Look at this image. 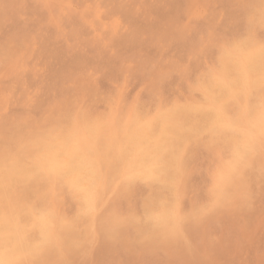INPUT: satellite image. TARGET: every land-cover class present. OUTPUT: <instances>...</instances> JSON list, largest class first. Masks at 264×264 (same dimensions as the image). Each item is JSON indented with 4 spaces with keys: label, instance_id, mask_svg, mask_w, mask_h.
<instances>
[{
    "label": "rangeland",
    "instance_id": "1",
    "mask_svg": "<svg viewBox=\"0 0 264 264\" xmlns=\"http://www.w3.org/2000/svg\"><path fill=\"white\" fill-rule=\"evenodd\" d=\"M0 1V11L1 9L3 10L0 12V135H2L0 136V150L2 151H0V155L7 152L5 149L6 144H12L13 149L11 153H27V155L29 154L28 156H30L35 150L34 142L38 139V137L40 138L43 137V135L46 136L53 133L54 135H56L57 133H63L69 130L72 131V129L79 124H88L91 126L94 125V127H96V131H92L93 134L91 133L88 136L89 141L96 145V152L100 156L103 154L101 157L104 159V161H108L110 156H105V148L115 138L119 137L121 135V132L123 133L125 131L127 123L130 121V119H133L135 117L147 119L149 118V116L151 117L155 115V113L162 109L174 105L183 104L181 103V100H184V104H190V102L192 103V101H194L193 103L199 104L205 103V99L203 96V86L206 83L205 80L208 81L209 77L220 70V68H222L223 66L222 64L226 63L224 61L226 52L237 44H250L251 41L262 43L264 41V22L261 21L262 18L260 17L262 11L261 0H216V2L215 0ZM82 10H84L83 13L85 15H88L84 16ZM258 15L260 17L259 19L257 18ZM246 16L249 19L246 18ZM247 22H251V27H249ZM257 24L259 26H257ZM134 26L137 28H134ZM256 26L258 27V29L256 28ZM242 29L244 30V32L242 31ZM247 30H249L250 33ZM247 33L248 35L246 36ZM260 38L262 41L259 40ZM12 42L14 45L11 44ZM219 62H221L222 64ZM74 73H76V75ZM90 76L91 80L94 83L89 80ZM82 82H84L83 84L85 87H87V85L89 86V88L93 87L92 92L88 87L84 88ZM87 82L90 83L87 84ZM92 84L96 85L97 88ZM195 87L197 88V90ZM191 89H194L192 90L193 93L190 91ZM89 92L91 96H87ZM187 96L188 98H190L188 99ZM192 96L196 100H193V98H191ZM76 98L77 100H75ZM91 98H93L94 100ZM106 98L108 99V101ZM66 99L68 100V104L70 105V107L67 104ZM163 99L165 105L162 102ZM165 99L169 100V104L166 105L167 102ZM86 100L87 102H85ZM120 100L122 102V105L119 102ZM135 100H137V102ZM76 102H79V104ZM89 103H91V105ZM123 103H126V105H124ZM146 103H148L149 105ZM151 103H154L153 105L156 104L158 106H155L154 108ZM232 105L235 104H231V106ZM73 107H76L75 109L77 111L74 110ZM233 107L234 106H232V108ZM90 108L91 112H88ZM155 110L156 112L153 113ZM45 112H47L48 114ZM63 112H66L67 115H65ZM89 113L91 114L87 115ZM61 115L63 117L65 116L64 120L66 121H63V117H61ZM78 115L79 117L77 119ZM100 115H102L103 117ZM87 117H89V120L87 119ZM71 118L72 120H70ZM67 119L68 124H66ZM81 119L83 120L81 121ZM105 120L108 122V124ZM61 121L63 122V124H61ZM50 123H53L52 126ZM116 123L117 125H120L117 127ZM39 125L41 126L36 129ZM42 125L45 127V129ZM67 126H70V128L68 127V129ZM62 127L65 130H63ZM122 128L124 129L122 130ZM32 130H34V132ZM26 133H28L29 135H26ZM37 134L40 136H38ZM211 134L212 133L209 131H203L198 134V136H196L199 139H196V137H192L193 139L189 138L190 140L187 139V142L190 143L191 147L187 145L189 143L186 142V146H184V148L187 150L188 148L189 150L192 149V151H194L195 153L188 150V156L187 150H183L184 152H186L185 154L184 152L182 153L183 156L181 155V162H183L181 163V165L183 167L181 166L179 175L177 177L178 188L176 189L177 195H175V200L179 217L184 221L187 218V221L189 220L188 222L185 221L188 226L185 224L184 232L186 235H182L183 239H180V241L179 239H175L177 241L172 240L173 238H170L166 235V229L156 226V224H154L153 222L152 223L154 225L149 221H146L144 224L143 222L145 216L143 219V215L145 213L146 207L152 204L153 193L150 191L153 190L149 186L147 187L146 183L143 184L142 180L125 179L123 175H121L122 172L119 171V169H116L115 167L113 168L108 164L105 166L102 165L101 173L103 174V182L101 186L96 189L98 199L95 207L90 211V217L81 218L78 215V211H80L81 207L80 205V207H77L79 201H76L78 199L74 195L72 196L73 193L68 189V187L65 186V184H61V179L58 180L57 178V180L55 179L51 181L50 179L47 180L44 177L45 179L43 178L44 180L40 181V183H36L34 181V183L30 184L32 190L31 188L28 189L26 191V196H37L38 198L34 197V199L32 196L30 197V199L35 203L37 202V199L39 200V197L40 199L43 198L45 201L52 200L51 203L55 208V215L53 218L54 224L56 222L58 225H60L61 220L63 221V223L67 221L65 224L66 235L62 239H60L57 244H54V246L44 248L45 251L44 249L38 251V258L43 259L44 257L45 259L43 260L50 261L51 264H61V262H63V264H264V146L262 144V146L259 148V151H256L255 155L253 153L254 158L251 156L252 159L249 161L250 163L248 162L245 165L247 168H243L242 166L243 169H240V174L238 176L243 179L241 181H245L247 183V180H250L249 183L246 184L245 182H241V178L238 177V181L234 183V185H236H232V189H229L230 192L226 191L225 193H223V195L219 194L218 196H215L214 174L218 172L216 169H220L224 161L226 162L227 159H229L230 149L227 144L224 143L219 136H217V134ZM199 136L202 137L203 140H201L202 138H200ZM204 136L207 138V140H205L206 138ZM26 137L28 138L24 139ZM29 137H31L34 141ZM93 138H95V140ZM28 139H30V142L28 141ZM23 140H27L26 143H21ZM208 140L215 144L212 146V143H210V141L208 142ZM203 142H205V144ZM192 144L194 146L196 145L197 147H194ZM23 146L26 147L23 148ZM28 146L30 147V150L28 149ZM31 147H33L34 150ZM214 147L217 148V150ZM16 148L18 151L15 150ZM197 148L199 149L197 150ZM25 149L28 150L26 151ZM101 151L104 153H102ZM219 151H221L224 155ZM258 153L261 156L257 155ZM27 155L26 158H24L25 160H28ZM220 159L222 163L221 165L218 164L220 163ZM189 160L190 163L193 162V165L188 163ZM184 162H186L188 165L185 163V166ZM260 163H262L263 165ZM185 167H187L188 169ZM103 168L106 169L103 170ZM261 168L262 170H260ZM246 170L248 171L244 173V171ZM214 171H216V173H214ZM250 171L252 173L254 172L253 175L252 173H250ZM190 172L192 174H189ZM249 173L251 174V176H247L250 175ZM257 174L260 176L261 180H259L260 178ZM241 175H244L245 177H242ZM212 177H214V181L212 180ZM249 177H251V179H248ZM184 181H187L186 185ZM46 182H48V184ZM50 182L52 184H50ZM240 183H243L244 185L241 186ZM259 183L260 185H258ZM211 185L213 188L209 190ZM246 185L248 187H245ZM251 185H255L256 189H252L253 186ZM236 186L241 187H237L236 191H234ZM35 188L39 190L42 188L43 189L40 190V193V191L36 190ZM243 189L245 191H249V194L248 192H244ZM44 190H47L48 192H45ZM30 191L32 192V194ZM234 192L236 195L234 194ZM242 192L246 194H244L246 197H244ZM37 193H39V195H36ZM43 193L46 197L48 195L47 199H45L46 197H44ZM66 193L68 194L66 195ZM41 194L43 196H40ZM149 194L152 196H150ZM221 195L222 197L224 195L226 196H224L225 198L221 199ZM61 196L65 197L62 199ZM209 197L214 198L215 201H213L214 199L211 200L212 198L210 199ZM73 198H75V200ZM242 198L243 200L247 198L246 200L248 201L250 199L251 202L248 203V201H241ZM209 199L211 200V202L209 201ZM220 199L222 201H219ZM235 199L238 200L236 201ZM228 200L231 202L234 200L232 202L234 204H232L231 202L229 203ZM135 201L139 203H136ZM223 201H225V203ZM239 201L241 202L239 203ZM189 202H192L191 204L193 205L189 204ZM205 203H208V205L206 206ZM227 203L229 204L227 205ZM245 203H247V205ZM63 204L66 208H63ZM71 204L74 208L69 206ZM212 204L215 206L214 208ZM230 204H232V206H234L236 210L235 208L230 209L229 207H232L229 206ZM235 204H240L242 208H240L239 205L236 206ZM183 205L185 207H182ZM180 206L182 207L181 209H179ZM189 206H191L190 209ZM198 206V210L195 209ZM219 206L221 207V209ZM222 206H227L228 209ZM137 208H140L139 211H137ZM185 208L186 210H184ZM214 209H216V211ZM71 210L75 213L73 212L72 214ZM208 210L210 212H213L214 214L210 213ZM140 211L142 214L140 213ZM201 211L205 212L202 213ZM61 212L62 215H59L61 214ZM207 212H209V214ZM112 213L114 214L112 215ZM190 214L196 215H194L193 218L190 217L192 216ZM236 214L238 216H236ZM202 215L204 218L202 217ZM102 216L103 220L101 218ZM76 217H79L78 219L80 221H78V219L76 221ZM90 218L94 221V223L91 222ZM99 218L101 219L98 220ZM134 218L136 220V223ZM136 218H139L140 220H137ZM141 219H143V222L141 221ZM71 220L72 222H70ZM243 220L244 223L242 222ZM118 221L119 224H117ZM137 221H139L138 224ZM191 221L194 223H192ZM247 221L249 224L247 223ZM141 222L142 224H140ZM79 223H82V225L79 226ZM147 223L148 225H146ZM94 224L95 229L93 227ZM199 224H201L202 226ZM252 224H254V226H252ZM257 224L259 227L257 226ZM139 225H141V229L139 228ZM242 225L244 227H242ZM90 226L92 227V229H90ZM248 226L249 228H247ZM80 227L81 230H78L80 229ZM96 227H98V229ZM85 228L87 230H85ZM150 228H152L153 231H151ZM129 229L132 231H130ZM138 230H141L140 232L142 234H140ZM126 231L129 233V235H127ZM156 231H158L157 234ZM88 232L90 233L88 234ZM208 232H210L208 235L209 239H207L208 237L206 236ZM77 233L78 235H80V239H77L79 238L78 235H76ZM84 233H86V235ZM81 234L83 237L81 236ZM191 234H193V236ZM142 235L146 236V239H143ZM148 235H150L151 237ZM158 235L160 236V238L158 237ZM187 235L190 236L188 237ZM72 236H74V239H72ZM147 236L150 238L148 239ZM204 237H206V239ZM125 238H128L127 241ZM135 238H138V241ZM153 240H156L158 244ZM91 241L93 244L91 243ZM107 241H110V244ZM113 241L114 243H112ZM148 241H151L150 244ZM160 241L163 242H161L160 244ZM143 242L146 245H144ZM178 242L180 243V245ZM197 242H200L201 245ZM221 242L222 246L220 245ZM65 244L67 245L65 246ZM142 244L143 247L141 248ZM151 244L154 246H152ZM171 244L174 245L171 246ZM56 245L59 247H57ZM155 245L157 246V248ZM175 246L177 249L174 248ZM115 247L118 250L114 249ZM135 247L138 248L136 249ZM172 248H174L173 251ZM181 248L183 250H180ZM51 249H53V251H49ZM42 251H44L45 253ZM40 254L41 256H39ZM35 255L37 257V253ZM35 255L26 258L25 260H30V258L32 259L33 257L36 258ZM45 256H47L48 259H46Z\"/></svg>",
    "mask_w": 264,
    "mask_h": 264
},
{
    "label": "bare ground",
    "instance_id": "2",
    "mask_svg": "<svg viewBox=\"0 0 264 264\" xmlns=\"http://www.w3.org/2000/svg\"><path fill=\"white\" fill-rule=\"evenodd\" d=\"M127 1V0H126ZM244 1V0H242ZM255 1V0H254ZM260 1V0H259ZM258 1V2H259ZM1 2V1H0ZM4 2V1H3ZM189 2V1H188ZM216 2V0H215ZM187 3V2H186ZM190 3V2H189ZM211 3V2H210ZM251 3V2H250ZM260 3V2H259ZM258 4V3H257ZM189 5V4H188ZM245 5V4H244ZM255 5V4H254ZM2 6V5H1ZM187 6V5H186ZM253 6V5H252ZM9 7V6H8ZM189 7V6H188ZM261 7V6H260ZM5 8V7H3ZM7 9V8H6ZM252 9V7H251ZM254 9V8H253ZM256 9V8H255ZM5 10V9H4ZM85 10V9H84ZM82 10V13L83 11ZM1 11H3L1 9ZM0 11V12H1ZM252 11V10H251ZM258 11V10H257ZM255 12V11H254ZM87 13V12H85ZM253 13V12H252ZM251 13V14H252ZM84 14V13H83ZM258 14V13H257ZM88 15V14H86ZM84 14V16H86ZM260 15V13H259ZM258 15V19L261 17H259ZM256 16V15H255ZM89 17V16H88ZM252 17V16H251ZM246 18H248L246 16ZM244 18V19H246ZM254 18V17H253ZM262 18V17H261ZM249 19V18H248ZM247 19V20H248ZM257 20V19H256ZM246 21V20H245ZM251 21V19H250ZM255 21V20H254ZM262 21V20H261ZM249 22V21H248ZM247 22V23H248ZM245 23V22H244ZM246 23V24H247ZM249 25V23H248ZM255 26V25H254ZM257 26H259L257 24ZM256 26V28L258 29V27ZM134 28H137L134 26ZM133 28V29H134ZM138 30V29H137ZM132 31V30H131ZM130 31V32H131ZM135 31V30H133ZM242 31L244 32V30L242 29ZM246 31V30H245ZM249 33L250 31L247 30ZM258 31V30H257ZM263 31V30H262ZM132 33V32H131ZM136 33V32H135ZM134 33V34H135ZM255 33V32H254ZM264 33V32H263ZM245 34V33H243ZM252 34V32H251ZM256 34V33H255ZM262 34V32H261ZM130 35V34H129ZM248 35V33L246 34V36ZM257 35V34H256ZM133 36V35H132ZM131 36V37H132ZM253 36V35H252ZM258 36V35H257ZM234 37V36H233ZM244 37V36H243ZM256 37V36H255ZM120 38V37H119ZM118 38V39H119ZM134 38V37H133ZM131 38V39H133ZM240 38V37H239ZM259 38V37H258ZM117 39V38H116ZM246 39V38H244ZM243 39V40H244ZM254 39V38H253ZM251 40V39H250ZM261 40V38L259 39ZM264 40V39H263ZM124 41V40H123ZM234 41V40H233ZM240 41V40H239ZM262 41V40H261ZM260 41V42H261ZM120 42V40H119ZM132 42V41H131ZM229 42V41H228ZM264 42V41H263ZM258 43V42H250V44H237L234 47H232L231 49H229L226 52V56L224 57V61L226 62L225 64H222V68H220V70H218L217 72H215L214 74H212L208 81H206L205 85L203 86V96L205 99V103L203 104H199V103H193L194 101H192V103L190 102V104H184V100H180L182 101L180 105H173L174 106H170L162 109L160 111H158L157 113L156 110L153 112L155 113V115L153 116H149V118L147 119H141L138 117H135L133 119H130V121L127 123V127L125 128V131L122 133L121 135L119 133V137L115 138L106 148H105V156L110 158L108 159V161H104V159L96 152V145L92 142L89 141L88 136L92 133V131H96V127L88 125V124H82V125H77L76 127H74L72 129V131H65L63 133H57L56 130V135L50 134V135H46L43 137H38V139L34 142V149L33 147H31L34 152L32 155L28 156L27 153H11L9 154L8 152H5L3 154L0 155V251H3V248L5 246V244H7L8 247H11L13 249L14 252V258H19L22 260H25L26 258L32 257L34 256L36 253L38 255V251H40L41 249L47 248L49 246H54V244H57L60 239H62L65 235H66V222L63 223V221L61 220L60 225H58L56 222L54 224L53 218L55 215V208L53 206V204L51 203V201H45L43 198L39 200L37 199V196H32V192H31V196L33 197H37L35 199H37V202L35 203L33 200L30 199L31 196L27 197V190L31 188V183H34V181L36 183H40V181L44 180L45 178L47 180H58L61 179L62 183L61 184H65L66 187H68V189L73 193L72 196L74 195L78 200H76L77 202L79 201V204L77 205V207H80V211H78V215L82 218V217H90V211L95 207L96 203H97V190L102 182H103V174L101 173V169H102V165H111L113 168L115 167L116 169H119V171H121V175H123V177L127 180H133V179H139L143 181V184L146 183L147 187L149 186L153 191H150L153 193V200H152V204H150L149 206L146 207L145 209V213L143 215V219L144 222L142 221L143 219H141V221L145 224L146 221L149 222H153L152 221V217L155 215H160L162 218L167 219L169 214L174 212L176 214L177 217H179L178 211H177V206H176V200H175V195H177L176 193V189L177 187V177L179 175L180 169H181V155L184 152L183 150H187L184 148V146H186V142L187 139L192 138V137H196L198 136V134H200L203 131H209L212 134H217V136L220 137V139L227 144V146L230 149V156L229 159H227V161L222 164L221 163V159H220V163L218 164H222L221 168H215L218 172L216 173V171H214L215 175V189H214V195L218 196L219 194L225 193L226 191L230 192V188L232 185H234V183L236 181H238V176L240 173V169L244 167H246L245 165L252 159L253 153L254 155L256 154V151H259V148L262 146L260 137H259V128H255L254 130H250L249 129V118L247 115V109L249 106V103L251 102V104L256 108V111L254 113L253 116V120L258 119L259 116V104L261 103L262 98H264V91L261 90V76L262 74H264V58H262L261 56V50L262 48H264V43ZM12 45L13 42L11 43ZM10 44V45H11ZM7 46V45H6ZM13 48V47H10ZM11 50V49H10ZM215 57V56H214ZM78 58V57H77ZM83 58V56H82ZM216 58V57H215ZM85 60V59H84ZM221 61V60H219ZM222 61V62H224ZM82 62V61H80ZM210 63V62H209ZM212 63H216V62H212ZM218 63V62H217ZM76 65V64H75ZM209 65V64H208ZM251 66L253 71L251 74H248L246 72H243L242 69H245L247 66ZM218 66V65H217ZM216 66V67H217ZM221 66V65H219ZM78 67V66H77ZM212 67V66H211ZM214 67V66H213ZM215 67V68H216ZM74 68V67H73ZM77 69V68H76ZM208 69V68H207ZM217 69V68H216ZM213 71V70H212ZM77 73V72H76ZM76 73H74L76 75ZM209 73V72H207ZM206 73V74H207ZM87 74V73H85ZM83 75V74H82ZM89 75V73H88ZM91 75V74H90ZM94 75V74H92ZM205 75V74H204ZM74 76V75H73ZM201 76V75H200ZM77 77V76H76ZM206 77V76H205ZM89 78V77H88ZM87 78V79H88ZM96 78V77H95ZM76 79V78H75ZM78 79V78H77ZM80 79V78H79ZM205 79V78H203ZM83 80V79H81ZM89 80H91V76L89 78ZM73 81V80H72ZM88 81V80H87ZM92 81V80H91ZM70 82V81H69ZM93 82V81H92ZM97 82V81H96ZM195 82V81H194ZM84 82H82L83 84ZM90 83V82H89ZM87 82V84H89ZM94 83V82H93ZM79 84V83H78ZM77 84V87H78ZM97 84V83H96ZM93 85V84H92ZM198 85V84H197ZM203 85V84H202ZM201 85V86H202ZM84 86V84H83ZM82 86V87H83ZM96 87V85H93ZM190 86V85H188ZM81 87V84H80ZM87 87L89 88V86L87 85ZM84 86V88H87ZM94 87V89H95ZM197 87V86H196ZM195 87V88H196ZM76 88V87H75ZM97 88V87H96ZM193 88V86H192ZM80 89V88H78ZM82 89V88H81ZM92 92V88H89ZM72 90V89H71ZM76 90V89H74ZM88 90V89H85ZM194 89H191L190 91L193 93ZM197 90V88H196ZM195 90V91H196ZM73 91V90H72ZM83 91V90H82ZM97 91V90H96ZM95 91V93H96ZM77 92V91H76ZM200 92V90H199ZM86 93V92H85ZM84 93V94H85ZM94 93V94H95ZM81 94V93H80ZM87 94V93H86ZM85 94V95H86ZM202 94V93H200ZM199 94V95H200ZM90 95V92L87 96ZM197 95V94H196ZM67 96V95H66ZM65 96V97H66ZM73 96V95H72ZM75 96V95H74ZM78 96V95H77ZM91 96V95H90ZM94 96V95H93ZM96 96V95H95ZM186 96V95H185ZM195 96V95H194ZM201 96V97H203ZM71 97V96H70ZM84 97V96H83ZM160 97V96H159ZM67 98V97H66ZM69 98V97H68ZM85 98V97H84ZM123 98V97H122ZM156 98V97H155ZM188 98V96H187ZM190 98V97H189ZM188 98V99H189ZM193 98V100H196L193 96L191 97ZM197 98V97H196ZM62 99V97H61ZM73 99V98H72ZM71 99V100H72ZM87 99V98H86ZM93 99V98H91ZM107 99V98H106ZM160 99V98H159ZM175 99V98H173ZM179 99V98H178ZM67 100V99H66ZM77 100V98L75 99ZM89 100V99H88ZM94 100V99H93ZM105 100V99H104ZM124 100V99H123ZM138 100V99H137ZM137 100H135L137 102ZM155 100V99H154ZM166 100V99H165ZM198 100V99H197ZM74 101V100H73ZM108 101V99H107ZM164 101V99L162 100V102ZM168 99L166 100V105L169 104L168 103ZM175 101V100H174ZM173 101V102H174ZM189 101V100H186ZM191 101V100H190ZM204 101V100H203ZM71 102V101H70ZM87 102V100L85 101ZM89 102V101H88ZM110 102V100H109ZM120 104L122 105L121 100L119 101ZM140 102V101H139ZM161 102V101H160ZM179 102V101H178ZM197 102V101H196ZM199 102V101H198ZM79 104V102H76ZM93 103V102H92ZM134 103V102H133ZM144 103V102H143ZM201 103V102H200ZM67 104H68V100H67ZM74 104V103H73ZM84 104V103H83ZM91 105V103H89ZM118 104V102H117ZM124 104V103H123ZM148 104V103H146ZM152 106L157 107L158 105H153L154 103H151ZM150 104V105H151ZM162 104V103H161ZM164 104V102H163ZM178 104V103H177ZM231 104H235L232 105L234 106L232 108ZM66 105V102H65ZM69 105V104H68ZM75 105V104H74ZM110 105V104H109ZM126 105V103L124 104ZM131 105V104H129ZM128 105V106H129ZM134 105V104H133ZM149 105V104H148ZM165 105V104H164ZM171 105V102H170ZM127 106V107H128ZM160 106V105H159ZM70 107V105H69ZM78 107V105H77ZM90 107V106H89ZM92 107V106H91ZM123 107V106H122ZM130 107V106H129ZM133 107V106H132ZM76 108V107H75ZM74 107L73 109L76 110ZM82 108V107H81ZM96 108V107H95ZM152 108V109H154ZM159 108V107H158ZM78 109V108H77ZM88 109V108H87ZM86 109V110H87ZM113 109V108H112ZM118 109V107H117ZM127 109V108H126ZM129 109V108H128ZM233 109V110H232ZM62 110V109H61ZM67 110V108H66ZM69 110V109H68ZM72 110V107H71ZM70 110V111H71ZM91 108L89 109L88 112L90 111ZM97 110V109H96ZM144 110V109H143ZM77 111V110H76ZM75 111V112H76ZM80 111V110H79ZM119 111V110H118ZM125 111V110H124ZM67 112V111H66ZM66 112L64 113L65 115ZM84 112V111H83ZM116 112V111H114ZM139 112V111H138ZM47 113V112H45ZM72 113V112H71ZM74 113V111H73ZM72 113V114H73ZM82 113V112H81ZM87 113V112H86ZM94 113V112H93ZM99 113V111H98ZM97 113V114H98ZM106 113V112H104ZM130 113V112H129ZM134 113V112H133ZM145 113V112H144ZM48 114V113H47ZM46 114V115H47ZM69 114V113H68ZM91 113L87 114L90 115ZM101 114V113H100ZM151 114V113H150ZM149 114V115H150ZM71 115V114H70ZM81 115V114H80ZM84 115V114H82ZM86 115V116H87ZM95 115V114H94ZM105 115V114H103ZM113 115V114H112ZM126 115V114H125ZM44 116V115H43ZM96 116V115H95ZM94 116V117H95ZM102 116V115H100ZM116 116V115H114ZM122 116V115H121ZM35 117V116H33ZM61 117H63L61 115ZM65 117V116H64ZM63 117V121L64 120ZM69 117V116H68ZM79 115L77 116L78 119ZM85 117V116H84ZM103 117V116H102ZM59 118V117H58ZM67 118V117H66ZM81 118V117H80ZM83 118V117H82ZM89 117H87L88 119ZM91 118V117H90ZM93 118V117H92ZM110 118V116H109ZM123 118V117H122ZM126 118V117H124ZM14 119V118H13ZM38 119V118H37ZM43 119V117H42ZM53 119V118H52ZM84 119V118H83ZM81 119V121L83 120ZM94 119V118H93ZM100 119V118H99ZM72 120V118L70 119ZM89 120V119H88ZM92 120V119H91ZM118 120V119H116ZM120 120V119H119ZM14 121V120H13ZM23 121V120H22ZM36 121V120H35ZM76 121V120H74ZM79 121V120H78ZM77 121V122H78ZM85 121V120H84ZM95 121V120H94ZM106 121V120H105ZM109 121V120H108ZM122 121V120H121ZM62 122V121H61ZM89 122V121H88ZM92 122V121H91ZM96 122V121H95ZM104 122V121H103ZM102 122V125H103ZM107 122V121H106ZM36 123V122H35ZM85 123V122H84ZM93 123V122H92ZM122 123V122H121ZM41 124V123H40ZM51 124V123H50ZM53 124V123H52ZM51 124V126H52ZM56 124V123H55ZM63 124V122L61 123ZM68 124V119H67V123ZM74 124V123H73ZM108 124V122H107ZM46 125V124H45ZM117 125V123H116ZM120 125V124H119ZM117 125V127L119 126ZM126 125V124H124ZM41 125L37 126L36 129H38V127H40ZM43 126V125H42ZM60 126V125H59ZM66 126V125H65ZM123 126V125H122ZM8 127V126H7ZM11 127V126H10ZM44 127V126H43ZM42 127V129H43ZM58 127V126H57ZM70 128V126H67V128ZM106 127V125H105ZM121 127V126H120ZM32 128V127H31ZM63 128V127H62ZM66 128V129H67ZM68 128V129H69ZM72 128V127H71ZM10 129V128H8ZM41 129V128H40ZM39 129V131H40ZM45 129V127H44ZM105 129V128H104ZM107 129V128H106ZM120 129V128H119ZM124 128H122L123 130ZM29 130V128H28ZM50 130V129H48ZM60 130V128H59ZM63 130H65L63 128ZM113 130V128H112ZM34 132V130H32ZM38 131V130H37ZM42 131V130H41ZM46 131V130H45ZM54 131V130H53ZM105 131V130H104ZM119 131V130H118ZM117 131V134H118ZM7 132V131H6ZM31 132V131H29ZM28 132V133H29ZM115 132V130H114ZM113 132V133H114ZM251 132V136L254 138H249V133ZM28 133H26V135H29ZM38 133V132H37ZM106 133V132H105ZM111 133V134H113ZM2 134V133H1ZM34 134V133H33ZM40 134V133H39ZM93 134V133H92ZM116 134V133H115ZM210 134V133H209ZM211 134V135H212ZM38 135V134H37ZM203 135V134H202ZM2 136V135H0ZM5 136V135H4ZM32 136V135H31ZM36 136V135H35ZM40 136V135H38ZM115 136V135H114ZM34 137V136H33ZM37 137V136H36ZM35 137V138H36ZM109 137V136H108ZM200 137V136H199ZM205 137V136H204ZM28 137L24 138L27 139ZM31 138V137H29ZM198 137H196L197 139ZM202 138V137H200ZM206 138V137H205ZM215 138V137H214ZM217 138V137H216ZM246 138H249V150L247 152L246 157L241 161L238 159L237 156V151H238V147L242 146L245 143ZM21 139V138H20ZM19 139V140H20ZM32 139V138H31ZM95 140V138H93ZM112 139V138H111ZM193 139V138H192ZM191 139V140H192ZM194 139V140H196ZM199 139V138H198ZM209 139V137H208ZM218 139V138H217ZM30 139H28L29 141ZM33 140V139H32ZM31 140V141H32ZM108 140V139H107ZM190 140V139H189ZM203 140V138L201 139ZM207 140V138L205 139ZM25 141V142H24ZM27 140H23L21 143H26ZM34 141V140H33ZM111 141V140H110ZM200 141V140H199ZM210 140H208L209 142ZM213 141V139H212ZM1 142V141H0ZM30 142V141H29ZM28 142V143H29ZM104 142V141H103ZM196 142V141H195ZM194 142V143H195ZM201 142V141H200ZM19 143V142H18ZM27 143V144H28ZM107 143V142H106ZM189 143V142H187ZM205 144V142H203ZM210 143H212L210 141ZM221 143V142H220ZM26 144V146H27ZM196 144V143H195ZM199 144V143H198ZM207 144V143H206ZM215 144V143H214ZM212 143V146L214 145ZM4 145V144H3ZM23 145V144H20ZM30 145V144H29ZM190 146V143L187 144ZM193 145V144H192ZM219 145V144H217ZM216 145V146H217ZM223 145V144H222ZM16 146V144H15ZM25 146V147H26ZM31 146V145H30ZM100 146V145H99ZM103 146V145H101ZM194 146V145H193ZM196 146V145H195ZM194 146V147H195ZM203 146V145H202ZM207 146V145H206ZM211 146V147H212ZM264 146V144H263ZM23 146V148H25ZM105 147V146H104ZM191 147V146H190ZM197 147V146H196ZM201 147V146H200ZM20 148V147H19ZM188 148V147H187ZM204 148V147H203ZM215 148V147H214ZM213 148V150H214ZM220 148V147H218ZM225 148V147H224ZM223 148V149H224ZM21 149V148H20ZM28 149L30 150V147L28 146ZM27 149V150H28ZM31 149V152H32ZM101 149V148H100ZM99 149V150H100ZM191 149V148H190ZM196 149V148H195ZM199 148H197L198 150ZM201 149V148H200ZM212 149V148H211ZM217 150V148H215ZM16 151L17 148L15 149ZM24 150V149H23ZM26 150V149H25ZM26 150V151H27ZM189 150V148H188ZM187 150V155L189 154ZM221 150V149H220ZM264 150V149H263ZM1 151V150H0ZM22 151V150H21ZM191 152H194L191 150H189ZM207 151V150H206ZM2 152V151H1ZM24 152V151H23ZM30 152V151H29ZM99 152V151H98ZM186 152V151H185ZM184 152V154H185ZM190 152V154H191ZM209 152V150H208ZM221 152V151H219ZM218 152V153H219ZM263 152V151H262ZM195 153V152H194ZM217 153V152H216ZM222 153V152H221ZM225 153V152H224ZM101 154V153H100ZM223 154V153H222ZM26 155L28 156L27 159L25 160L24 158H26ZM186 155V156H187ZM194 155V154H193ZM196 155V154H195ZM217 155V154H216ZM215 155V156H216ZM224 155V154H223ZM257 155H260L259 153ZM183 156V155H182ZM189 156V155H188ZM227 156V155H226ZM252 156V157H251ZM261 156V155H260ZM259 156V157H260ZM104 157V158H106ZM193 157V156H192ZM219 157V156H218ZM185 158V157H184ZM220 158V157H219ZM218 158V159H219ZM191 159V158H190ZM217 159V160H218ZM223 159V158H222ZM257 159V158H256ZM255 159V160H256ZM259 159V158H258ZM263 160V159H261ZM28 163H27V162ZM186 161V160H184ZM188 161V160H187ZM219 162V161H218ZM258 162V161H257ZM260 162V161H259ZM186 162H184L185 165ZM190 163V160L189 162ZM250 163V162H249ZM187 164V163H186ZM193 165V162L190 163ZM254 164V162H253ZM262 164V163H260ZM264 164V163H263ZM262 164V165H263ZM188 165V164H187ZM258 165V164H257ZM186 166V165H185ZM111 167V168H112ZM183 167V166H182ZM261 167V166H260ZM108 168V167H107ZM187 168V167H185ZM191 168V167H190ZM242 168V169H243ZM247 168V167H246ZM250 168V167H249ZM248 168V169H249ZM256 168V167H255ZM263 168V167H262ZM262 168L260 170H262ZM106 168H103V170ZM188 169V168H187ZM186 169V170H187ZM219 169V170H218ZM258 169V168H257ZM102 170V171H103ZM113 170V169H112ZM111 170V171H112ZM185 170V169H183ZM192 170V169H191ZM253 170V169H252ZM259 170V171H260ZM115 171V170H114ZM189 171V170H188ZM248 170L244 171L247 172ZM264 171V170H263ZM256 172V171H255ZM110 173V172H109ZM108 173V174H109ZM114 173V172H113ZM182 173V172H181ZM186 173V172H185ZM242 173V171H241ZM243 173V174H244ZM250 173H252L250 171ZM249 173V174H250ZM254 173V172H253ZM252 173V175H253ZM106 174V173H105ZM104 174V175H105ZM111 174V173H110ZM189 174H192L191 172ZM247 174V173H246ZM107 175V174H106ZM105 175V176H106ZM118 175V174H116ZM213 175V174H212ZM245 175V174H244ZM244 175H241L242 177ZM258 175V174H257ZM261 175V173H260ZM113 176V175H110ZM182 176V175H181ZM247 176H251L247 175ZM259 176V175H258ZM256 176V177H258ZM45 177V178H44ZM108 177V176H107ZM118 177V176H117ZM187 177V176H185ZM245 177V176H244ZM44 178V179H43ZM111 178V177H110ZM114 178V177H113ZM190 178V176H189ZM213 181H214V177H212ZM241 178V177H240ZM239 178V179H240ZM254 178V177H252ZM260 178V176H259ZM258 178V179H259ZM264 178V177H263ZM245 179V178H244ZM248 179H251V177H249ZM112 180V179H111ZM117 180V179H116ZM180 180V179H179ZM185 180V179H184ZM243 180L242 178L240 179V181ZM247 180V178H246ZM261 180V178L259 179ZM46 181V180H45ZM106 181V180H105ZM248 182L245 183L248 184L250 180H247ZM252 181V180H251ZM264 181V180H263ZM44 182V181H43ZM42 182V183H43ZM131 182V181H130ZM129 182V183H130ZM135 182V181H134ZM141 182V181H140ZM181 182V181H180ZM243 182V181H241ZM243 182V183H244ZM262 182V181H261ZM48 184V182H46ZM54 183V182H53ZM122 183V182H121ZM126 183V182H125ZM132 183V182H131ZM185 185L187 183V181H184ZM183 183V184H184ZM238 183V182H237ZM241 184L244 185V184ZM251 183V182H250ZM263 183V182H262ZM50 184H52L50 182ZM253 184V182H252ZM34 185V184H33ZM37 185V184H36ZM39 185V184H38ZM45 185V184H44ZM54 185V184H53ZM236 185V184H235ZM234 185V186H235ZM260 185V183L258 184ZM263 185V184H262ZM261 185V186H262ZM40 186V185H39ZM38 186V188H39ZM42 186V185H41ZM52 186V185H51ZM64 186V185H63ZM133 186V185H132ZM131 186V187H132ZM139 186V185H138ZM239 186V187H241ZM253 186V185H251ZM33 187V186H32ZM50 187V186H49ZM130 187V186H129ZM191 187V186H190ZM210 187V186H209ZM233 187V186H232ZM238 186L235 187V190L237 189ZM238 187V188H239ZM245 187H248L247 185ZM250 187V186H249ZM254 187V188H253ZM252 187V189H256L255 185ZM259 187V186H257ZM45 188V187H44ZM52 188V187H51ZM50 188V189H51ZM64 188V187H63ZM135 188V187H134ZM212 185L210 187L209 190H211ZM36 190H39L37 188H35ZM43 189V188H42ZM40 189V190H42ZM59 189V188H58ZM65 189V188H64ZM67 189V190H68ZM140 189V188H139ZM181 189V188H180ZM232 189V188H231ZM242 189V188H241ZM245 189H249V188H245ZM251 189V190H252ZM32 190V188H31ZM39 190V191H40ZM66 190V191H67ZM149 190V189H148ZM239 190V189H238ZM259 190V189H257ZM263 190V189H262ZM45 191V190H44ZM47 191V190H46ZM45 191V192H46ZM52 191V190H51ZM125 191V190H124ZM242 191V190H240ZM244 192H248L249 191H245L243 189ZM261 191V190H260ZM264 191V190H263ZM29 192V191H28ZM37 192V191H36ZM44 192V193H45ZM48 192V191H47ZM63 192V191H62ZM70 192V193H71ZM135 192V191H134ZM208 192V191H207ZM238 192V191H237ZM259 192V191H258ZM41 193V191H40ZM43 193V195H44ZM69 193V194H70ZM136 193V192H135ZM144 193V192H143ZM151 193V194H152ZM185 193V192H184ZM243 193V192H242ZM256 193V190H255ZM254 193V194H255ZM48 194V193H47ZM68 193H66L67 195ZM131 194V193H130ZM138 194V193H137ZM136 194V195H137ZM207 194V193H206ZM211 194V193H210ZM235 194V192H234ZM232 194V195H234ZM241 194V193H240ZM245 193H243L244 195ZM34 195H35V191H34ZM36 195H39V193H37ZM42 194L40 196H43ZM61 195V194H60ZM59 195V196H60ZM65 195V194H64ZM135 195V194H133ZM145 195V194H144ZM150 195V194H149ZM190 195V194H189ZM221 195V197H222ZM229 195V194H226ZM224 195V196H226ZM236 195V194H235ZM239 195V194H238ZM237 195V196H238ZM242 195V194H241ZM242 195V196H243ZM246 195V194H245ZM244 195V197H246ZM70 196V195H69ZM71 196V197H72ZM132 196V195H131ZM148 196V195H147ZM152 196V195H150ZM149 196V197H150ZM206 196V195H205ZM222 197L221 199L225 198ZM249 196V195H248ZM253 196V195H252ZM256 196V195H255ZM44 197H46L44 195ZM48 197V195H47ZM47 197L45 199H47ZM51 197V194H50ZM58 197V196H57ZM62 199L65 197L61 196ZM124 197V196H123ZM134 197V196H133ZM194 197V196H193ZM192 197V198H193ZM233 197V196H232ZM121 198V196H120ZM130 198V197H129ZM191 198V199H192ZM210 198V197H209ZM212 198V197H211ZM210 198V199H211ZM229 198V197H226ZM231 198V197H230ZM239 198V197H238ZM52 199V198H51ZM75 200V198H73ZM134 199V198H133ZM148 199V198H147ZM179 199V198H178ZM195 199V198H194ZM209 199V201L211 202V200H213L214 198H212L211 200ZM218 199V197H217ZM219 201H222V200ZM247 199V198H246ZM241 200V201H248V200ZM124 200V198H123ZM130 200V199H127ZM144 200V199H143ZM149 200V199H148ZM147 200V201H148ZM184 200V199H183ZM206 200V199H205ZM204 200V201H205ZM208 200V197H207ZM206 200V201H207ZM226 200V199H225ZM230 200V199H229ZM228 200V201H229ZM236 201L238 199H235ZM65 201V199H64ZM67 201V198H66ZM121 201V200H120ZM138 201V200H137ZM135 201L136 203H139ZM140 201V198H139ZM179 201V200H178ZM196 201V200H195ZM203 201V202H204ZM215 201V199L213 200ZM212 201V202H213ZM217 201V200H216ZM234 201V200H233ZM232 201V202H233ZM239 201V203L241 202ZM69 202V201H68ZM76 202V203H77ZM122 202V201H121ZM150 202V201H149ZM199 202V201H198ZM208 202V201H207ZM218 202V201H217ZM225 203V201H223ZM222 202V203H223ZM231 201H229L230 203ZM231 202V203H232ZM251 202L250 199L248 201V203ZM129 203V201H128ZM135 203V204H136ZM192 203V202H191ZM189 202V204H191ZM220 203V204H222ZM227 203V205L229 204ZM67 204V203H65ZM69 204V203H68ZM132 204V203H131ZM187 204V203H184ZM199 204V203H198ZM214 204V203H213ZM212 204V205H213ZM234 204V203H232ZM232 204H230L229 206H232ZM247 205V203H245ZM252 204V203H250ZM116 205V204H115ZM120 205V204H119ZM123 205V204H122ZM134 205V204H133ZM143 205V204H142ZM193 205V204H191ZM205 205L207 206L208 203ZM216 205V204H215ZM218 205V204H217ZM236 205V204H235ZM240 206V204H237ZM236 205V206H237ZM244 205V204H243ZM71 207V205H69ZM113 206V205H112ZM128 206V204H127ZM139 206V205H138ZM137 206V207H138ZM187 206V205H186ZM203 206V205H202ZM250 206V205H249ZM62 207V205H61ZM64 204H63V208H64ZM111 207V206H110ZM122 207V206H121ZM134 207V206H133ZM182 207H185L184 205ZM180 206L179 209L182 208ZM191 206H189L190 209ZM204 207V206H203ZM209 207V206H208ZM207 207V208H208ZM211 207V206H210ZM215 206L213 205V208ZM220 207V206H219ZM224 207V206H222ZM246 207V206H244ZM255 207V206H254ZM252 207V208H254ZM66 208V207H65ZM74 208V207H73ZM72 208V209H73ZM141 208V207H140ZM139 208V209H140ZM187 208V207H186ZM186 208L184 210H186ZM194 208V207H193ZM199 206L195 209L198 210ZM211 208V209H213ZM224 208H227L224 207ZM231 208H235L234 206L229 207ZM239 208V207H238ZM240 208H242L240 206ZM239 208V209H240ZM249 208V207H248ZM111 209V208H110ZM138 209V208H137ZM136 209V210H137ZM139 209L137 211H139ZM194 209V210H195ZM202 209V208H201ZM200 209V210H201ZM205 209V208H204ZM210 209V208H209ZM221 209V207H220ZM228 209V208H227ZM238 209V210H239ZM256 209V208H255ZM74 210V209H73ZM77 210V208H76ZM75 210V211H76ZM79 210V209H78ZM117 210V209H116ZM121 210V209H120ZM188 210V209H187ZM216 211V209H214ZM236 210V208H235ZM234 210V211H235ZM241 210V209H240ZM245 210V209H244ZM254 210V209H253ZM66 211V210H65ZM64 211V212H65ZM72 211V210H71ZM70 211V212H71ZM115 211V210H114ZM118 211V210H117ZM123 211V210H122ZM121 211V212H122ZM190 211V210H189ZM207 211V210H206ZM209 211V210H208ZM226 211V210H225ZM257 211V210H256ZM67 212V211H66ZM65 212V213H66ZM74 211H72L73 214ZM119 212V211H118ZM181 212V211H180ZM183 212V211H182ZM186 212V211H185ZM194 212V211H193ZM197 212V211H196ZM199 212V211H198ZM202 212V211H201ZM205 212V211H203ZM202 212V213H203ZM210 212V211H209ZM209 212H207L209 214ZM218 212V211H217ZM229 212V211H228ZM232 212V211H231ZM238 212V211H237ZM255 212V211H254ZM69 213V212H68ZM75 213V212H74ZM123 213V212H122ZM141 213V211H140ZM195 213V212H194ZM205 213V214H207ZM213 213V212H210ZM221 213V212H220ZM224 213V212H222ZM236 213V212H235ZM240 213V212H239ZM238 213V214H239ZM242 213V212H241ZM245 213V212H244ZM250 213V212H249ZM59 214V213H58ZM67 214V213H66ZM96 214V213H95ZM114 213H112L113 215ZM138 214V213H137ZM142 214V213H141ZM140 214V215H141ZM198 214V213H197ZM214 214V213H213ZM243 214V213H242ZM247 214V213H246ZM62 215V212L61 214ZM77 215V213H76ZM101 215V213H100ZM99 215V216H100ZM123 215V214H122ZM139 215V214H138ZM184 215V214H183ZM182 215V216H183ZM187 215V214H186ZM185 215V216H186ZM192 215V214H190ZM196 215V214H194ZM194 215L190 216L193 217ZM211 215V214H210ZM255 215V214H253ZM252 215V216H253ZM68 216V215H67ZM66 216V217H67ZM97 216V217H99ZM104 216V215H103ZM103 216L101 217L103 220ZM181 216V217H182ZM199 216V215H198ZM206 216V215H205ZM212 216V215H211ZM214 216V215H213ZM217 216V215H216ZM219 216V214H218ZM236 216H238L236 214ZM93 217V216H92ZM91 217V218H92ZM142 217V216H141ZM140 217V218H141ZM184 217V216H183ZM189 217V216H188ZM197 217V216H196ZM203 217V215H202ZM215 217V216H214ZM235 217V215H234ZM248 217V216H247ZM56 218V217H55ZM68 218V217H67ZM79 218V217H78ZM76 217V221L78 219ZM80 218V219H81ZM90 218V219H91ZM101 218H99L98 220H100ZM110 218V217H109ZM194 218V217H193ZM192 218V219H193ZM198 218V217H197ZM204 218V217H203ZM137 220H140L139 218H136ZM188 219V218H187ZM187 219L185 221H187ZM191 219V218H190ZM196 219V218H195ZM199 219V218H198ZM218 219V217H217ZM236 219V217H235ZM239 219V217H238ZM237 219V220H238ZM245 219V218H244ZM64 220V218H63ZM68 220V219H67ZM86 220V219H85ZM96 220V219H95ZM131 220V219H130ZM135 220V218H134ZM194 220V219H193ZM201 220H205V219H201ZM251 220V218H250ZM249 220V222H250ZM59 221V220H58ZM75 221V220H74ZM78 221H80L78 219ZM83 221V220H82ZM90 221V220H89ZM189 221V220H188ZM187 221V222H188ZM209 221V220H208ZM72 222V220L70 221ZM91 222L94 223V221L91 219ZM98 222V221H96ZM115 222V221H114ZM139 221H137L138 224ZM142 222L140 224H142ZM192 222V221H191ZM200 222V221H199ZM244 223V220L242 221ZM78 223V222H77ZM136 223V220H135ZM194 223V222H192ZM201 223V222H200ZM207 223V222H206ZM248 223V221H247ZM252 223V222H251ZM68 224V223H67ZM71 224V223H70ZM69 224V225H70ZM75 224V223H74ZM102 224V223H101ZM134 224V223H133ZM132 224V225H133ZM150 224V223H149ZM153 224V223H152ZM186 224V222H185ZM249 224V223H248ZM82 225V223H79V226ZM87 225V224H86ZM85 225V226H86ZM90 225V224H88ZM131 225V224H130ZM148 225V223L146 224ZM154 225V224H153ZM187 225V224H186ZM191 225V223H190ZM201 225V224H199ZM73 226V224H72ZM76 226V225H74ZM95 226V224L93 225V227ZM97 226V224H96ZM101 226V225H100ZM141 225H139V228ZM145 226V225H144ZM143 226V227H144ZM157 226V225H156ZM188 226V225H187ZM202 226V225H201ZM252 226H254V224H252ZM258 226V224H257ZM88 227V226H87ZM91 227V226H90ZM129 227V226H128ZM142 227V228H143ZM150 227V226H149ZM148 227V228H149ZM159 227H162L164 229H166L163 225H160ZM198 227V226H197ZM207 227V224H206ZM242 227H244L242 225ZM259 227V226H258ZM84 228V227H83ZM98 229V227H96ZM155 228V227H154ZM205 228V227H203ZM249 228V226L247 227ZM254 228V227H253ZM256 228V227H255ZM92 229V227L90 228ZM95 229V227H94ZM132 229V228H131ZM151 231L152 228H150ZM157 229V228H156ZM189 229V227H188ZM195 229V228H194ZM209 229V228H208ZM252 229V228H251ZM70 230V229H69ZM72 230V229H71ZM81 230V227L80 229ZM77 230V231H78ZM85 230H87L85 228ZM130 230V229H129ZM149 230V229H148ZM186 230V229H185ZM196 230V229H195ZM206 230V229H205ZM89 231V229H88ZM92 231V230H91ZM94 231V230H93ZM115 231V229H114ZM132 231V230H130ZM139 231V230H138ZM141 231V230H140ZM139 231L140 234H142ZM145 231V228H144ZM142 231V232H144ZM162 231V230H161ZM166 231V230H165ZM189 231V230H188ZM192 231V230H191ZM207 231V230H206ZM253 231V230H252ZM69 232V231H68ZM84 232V231H83ZM158 231H156L157 234ZM187 232V231H186ZM249 232V231H247ZM76 233V231H75ZM87 233V232H86ZM86 233H84L86 235ZM90 232H88L89 234ZM99 233V231H98ZM108 233V230H107ZM127 235H129V233L126 231ZM137 233V231H136ZM151 233V232H150ZM148 233V234H150ZM155 233V231H154ZM188 233V232H187ZM194 233V231H193ZM197 233V231H196ZM210 232H208V234L206 235L208 237ZM73 234V233H72ZM94 234V232H93ZM92 234V235H93ZM135 234V233H134ZM145 234V233H144ZM162 234V233H161ZM185 234V232L183 233ZM190 234V233H189ZM206 234V233H205ZM74 235V234H73ZM78 235V233L76 234ZM91 235V234H90ZM96 235V234H95ZM136 235V234H135ZM146 235V234H145ZM153 235V234H151ZM186 235V234H185ZM193 236V234H191ZM80 235H78L79 237ZM82 236V234H81ZM88 236V235H87ZM110 236V235H109ZM113 236V235H112ZM137 236V235H136ZM140 236V235H138ZM143 236V235H142ZM150 236V235H148ZM147 236V237H148ZM188 236V235H187ZM190 236V235H189ZM188 236V237H189ZM74 236H72V239ZM83 237V236H82ZM131 237V236H130ZM134 237V236H133ZM145 237V238H144ZM151 237V236H150ZM148 237V239L150 238ZM158 237L160 238V236L158 235ZM186 237V238H188ZM200 237V236H199ZM52 239L55 243L53 244H42V242L45 239ZM71 238V237H70ZM100 238V237H99ZM206 239V237H204ZM77 239H80L77 238ZM76 239V240H77ZM86 239V238H85ZM126 239V238H125ZM128 239V238H127ZM126 239V241H127ZM136 239V238H135ZM138 239V238H137ZM136 239V240H137ZM143 239H146V236H143ZM155 239V237H154ZM183 239L182 237L179 238ZM192 239V238H191ZM201 239V238H200ZM204 239V240H205ZM209 239V237L207 238ZM212 239V238H210ZM90 240V239H89ZM95 240V239H94ZM109 240V239H108ZM111 240V237H110ZM132 240V239H131ZM152 240V239H151ZM157 240V239H156ZM156 240H153L156 242ZM169 240V239H168ZM175 240V239H172ZM188 240V239H187ZM199 240V239H198ZM75 241V240H74ZM117 241V240H116ZM138 241V240H137ZM140 241V240H139ZM177 241V240H175ZM185 241V240H184ZM210 241V240H209ZM208 241V242H209ZM82 242V241H81ZM87 242V241H86ZM110 244V241H107ZM131 242V241H130ZM149 242V241H148ZM147 242V243H148ZM151 242V241H150ZM149 242V244H150ZM163 241H160V244ZM172 242V241H171ZM170 242V243H171ZM191 242V241H190ZM205 242V241H204ZM64 243V242H63ZM62 243V244H63ZM92 243V241H91ZM97 243V241H96ZM102 243V242H101ZM114 243V241L112 242ZM123 243V242H122ZM121 243V244H122ZM144 243V242H143ZM157 243V242H156ZM179 243V242H178ZM183 243V242H182ZM200 244V242H197ZM211 243V242H210ZM219 243V242H218ZM87 244V243H86ZM90 244V243H89ZM93 244V243H92ZM95 244V243H94ZM117 244V242H116ZM115 244V245H116ZM120 244V246H121ZM132 244V243H131ZM158 244V243H157ZM156 244V245H157ZM169 244V243H168ZM167 244V245H168ZM177 244V243H176ZM187 244V243H186ZM67 244H65L66 246ZM102 245V244H101ZM104 245V244H103ZM106 245V244H105ZM144 245H146L144 243ZM152 245V244H151ZM150 245V246H151ZM155 245V246H156ZM174 244H171V246H173ZM180 245V243H179ZM183 245V244H182ZM201 245V244H200ZM222 246V242L220 244ZM57 246V245H56ZM64 246V245H63ZM112 246V245H111ZM123 246V245H122ZM154 246V245H152ZM170 246V245H169ZM168 246V247H169ZM178 246V245H177ZM206 246H207V242H206ZM59 247V246H57ZM72 247V246H71ZM104 247V246H103ZM130 247V245H129ZM143 247V244L141 246V248ZM145 247V246H144ZM149 247V246H148ZM186 247V245H185ZM53 248V247H52ZM63 248V247H62ZM111 248V247H110ZM120 248V247H119ZM122 248V247H121ZM134 248V247H133ZM136 248V247H135ZM138 248V247H137ZM136 248V249H137ZM157 248V246H156ZM159 248V246H158ZM176 248V246L174 247ZM172 248V251L173 249ZM184 248V247H183ZM203 248V247H202ZM114 249H117L116 247ZM135 249V250H136ZM146 249V248H145ZM154 249V248H153ZM177 249V248H176ZM185 249V248H184ZM113 250V248H112ZM118 250V249H117ZM156 250V249H155ZM159 250V249H157ZM171 250V249H170ZM179 250V249H178ZM180 250H183L182 248ZM45 251V249H44ZM42 251V252H44ZM49 251H53V249L49 250ZM126 251V250H125ZM144 251V250H143ZM169 251V250H168ZM187 251V250H186ZM47 252V251H46ZM65 252V251H64ZM45 253V252H44ZM48 253V252H47ZM58 254V253H57ZM56 254V255H57ZM43 255V254H42ZM41 256V254L39 255ZM44 256V255H43ZM42 256V257H43ZM72 256V255H70ZM36 257V255H35ZM46 259L47 256H45ZM34 258V257H33ZM32 258V259H33ZM37 258V257H36ZM69 258V257H68ZM31 259V258H30ZM43 259H45L43 257ZM55 259V258H54ZM53 261V260H52ZM55 263V260H54ZM238 264V263H237ZM241 264V263H240Z\"/></svg>",
    "mask_w": 264,
    "mask_h": 264
},
{
    "label": "snow or ice",
    "instance_id": "3",
    "mask_svg": "<svg viewBox=\"0 0 264 264\" xmlns=\"http://www.w3.org/2000/svg\"><path fill=\"white\" fill-rule=\"evenodd\" d=\"M261 17L262 22H264V0H261ZM249 27H251V22L249 23ZM261 56L264 58V48L261 50ZM243 72H246L248 74H251L253 69L249 65L245 69H242ZM264 71V70H262ZM261 90L264 91V74L261 76ZM259 116L258 119L253 120L254 113L256 111V108L249 103L248 109H247V115L249 118V129L254 130L255 128H259V137L261 140V143L264 144V98H262L261 103L259 104ZM249 138H254L251 136V132L249 133ZM249 138H246L245 143L242 146L238 147L237 156L239 160H243L247 152L249 150ZM6 151L11 154L13 145L12 144H6L5 145ZM152 221L157 226L163 225L166 228V235L173 239H179L182 237L184 228H185V221L177 217L174 212L170 213L167 219L162 218L160 215H155L152 217ZM119 224V221L117 222ZM55 243L52 239H45L42 244H53ZM0 264H51L50 261H46L43 259L33 258L30 260H22L19 258H14V252L11 247H8L7 244H5L3 251H0ZM63 264V262H61Z\"/></svg>",
    "mask_w": 264,
    "mask_h": 264
}]
</instances>
